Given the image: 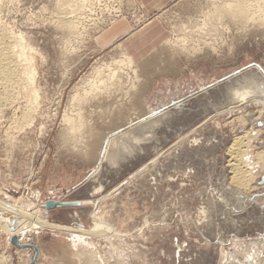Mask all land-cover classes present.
<instances>
[{"label":"rangeland","instance_id":"obj_1","mask_svg":"<svg viewBox=\"0 0 264 264\" xmlns=\"http://www.w3.org/2000/svg\"><path fill=\"white\" fill-rule=\"evenodd\" d=\"M57 2L0 0V27L23 39L41 95L35 103L11 91L14 99L0 101V202L88 230L93 219L78 209L93 207L90 199L55 211L41 205L103 191L94 216L107 214L123 236L83 240L24 220L13 232L4 223L20 216L0 206V264H30L32 244L36 264H92L90 255L101 264H264V168L250 186L237 185L228 150L248 131L259 132L253 154L264 150V14L219 17L231 0H175L154 16L136 0H90L70 29ZM153 17L169 36L146 61L98 41L108 26L123 22L133 34ZM29 105L32 124L23 116ZM79 122L87 125L73 144Z\"/></svg>","mask_w":264,"mask_h":264},{"label":"bare ground","instance_id":"obj_2","mask_svg":"<svg viewBox=\"0 0 264 264\" xmlns=\"http://www.w3.org/2000/svg\"><path fill=\"white\" fill-rule=\"evenodd\" d=\"M88 5H90V0H58L57 8L60 9L61 12L65 14L64 18H62V21L60 20L61 21L60 23H62L63 25H65L67 28H70V29H74L75 27L77 28L79 22L83 18L82 10H84L86 7H88ZM220 7L217 8L218 11H220ZM72 13H73V15H72ZM68 14H71L72 16H69ZM251 14H253L254 16L264 14V0H231V2H227L226 4H224V8L221 10L219 17H222L224 15V17L230 16L231 18L236 19V20L249 22L253 18V16L251 17ZM66 15H68V16H66ZM3 26H1V27H3ZM1 27H0V99H1L0 101H2V98L6 99L8 102L11 101L10 98L14 97V96L10 97V95H11L10 93L12 91L13 93L16 94V96L18 95V97H19V95L24 94L26 96V98L29 100L28 102H30V101H34L35 103L40 102V99H41L40 98L41 97L40 91L37 88V85H35L38 72H37V68L34 64L33 57L28 55L27 47H26L23 39L20 37V35L19 36L15 35V34L11 33L10 31H8L7 29H4L6 27H4V28H1ZM127 60H128V63L130 64L133 59H132V57H128ZM115 74L116 73H114L113 76ZM133 86H135V85L133 84ZM123 87H125L127 89L126 85L125 86L123 85ZM8 88H10V89H8ZM14 88H15V90H14ZM96 88L98 90V87H96ZM129 89H131V88H129ZM4 91H6L5 95L3 94ZM121 91H122V89H121ZM91 93H92V90H90V91L85 90V95H89ZM126 93H124V94H126ZM96 96H97V94H96ZM6 100H3V101L7 102ZM12 101H14V100H12ZM4 104L5 103H3V105ZM25 105L27 107V104H25ZM28 107H29V109L27 108L26 111H24L23 116L25 115L26 119H28L30 117L28 123L32 124L33 120L35 119L32 117H33V114L35 113L34 110H36V109H35L34 105H29ZM78 121L83 122L84 120L79 119ZM82 122H79V123H81L80 125L75 124V123H74V125H72L71 136L68 135L69 139L72 142H73V140L75 141V139H77V137L79 135V134H77V131L75 129H77V130L79 129V131H80V129L84 127V126L81 127V125H85V126L87 125V124H82ZM258 133H259L258 131H255V132L254 131H248V132H246V134L244 133L245 135H242V136L239 135V137L238 136L235 137L236 138L235 141H233L232 145L228 149L232 158L234 160L236 159V161H235L236 163H234V165H232L233 166L232 167L233 174L231 177V178H233L232 180L236 182V184L238 182V184L241 183L245 186H250V183L252 182L254 177H256L255 173L259 170L257 167L261 166V168H264V150L263 151L260 150V151L256 152L255 154H253V152L251 151V143H252L253 139L257 137ZM113 141H115V140L111 139L109 141L108 145L106 146L103 159H106L107 156L111 153L112 150L110 149V146L112 145ZM76 142H75V144H77L79 146L83 145V147H82L84 149V150H82L83 154L89 153L90 148L92 146L89 147V145H86L83 143L79 144L80 141H76ZM73 144H74V142H73ZM93 145H95V144H93ZM78 148H80V150H81V147H78ZM82 151L80 153H82ZM92 152L93 151H91L90 154H92ZM9 197H11V195H9ZM51 200H53V199H51ZM12 201H14V200H12ZM17 202H19V201H17ZM57 202H59V201H57ZM45 203H43L41 205L43 209H45L43 206ZM82 203H84V202H82ZM85 203H87V202H85ZM14 204L12 202L11 203L8 202L7 204L0 202V206L5 212H8V213L10 212V213L16 214L18 217L20 216L19 218H14L12 220L9 219V220H6V222L4 221L5 222L4 224H6V225L8 223L9 224L11 223L9 226L11 227V230L13 232L16 230V225L21 220H24V221H27L29 223H32L36 227H39L38 231L42 230L43 228L44 229L49 228V229L60 230V231H69V232L71 231V232L76 234L75 236H77L78 238L82 237L83 239H85V238L89 239L90 236H92L94 238L95 236H98V235L99 236H105V237H112V238H114L113 236H119V237L123 236V234L120 231H118V229L115 226H113L112 229L108 231L106 229L107 221L102 219L101 217L97 218L95 216V220H94L100 226H95L92 223V225H90V229L87 228L88 230L82 229V228H80V229L74 228L73 229V228H70L68 226H62V225L54 224V223L50 222L49 218L45 219L46 221L41 219V218H37L38 216L35 217L36 215L34 216V214H32L31 212L28 211V209H26V210L18 209L15 207ZM94 204L96 205L97 202H95ZM54 209H56V208H54ZM95 209H96V206L94 207L93 212L91 214L92 218L94 217ZM50 210H53V209H50ZM0 223H2V222L0 221ZM98 227L100 229H98ZM97 232H100V233H97ZM77 249H79V248H77ZM94 250H96V249H94ZM98 256H100V255H98ZM99 259L100 258H95V256L90 255L88 258V261L92 264H101Z\"/></svg>","mask_w":264,"mask_h":264},{"label":"crops","instance_id":"obj_3","mask_svg":"<svg viewBox=\"0 0 264 264\" xmlns=\"http://www.w3.org/2000/svg\"><path fill=\"white\" fill-rule=\"evenodd\" d=\"M174 1L175 0H136V3L139 5V7L142 8V10L144 11L145 14L154 16L155 14H158L159 12H161L164 8L169 6ZM152 20L153 21L150 22L147 26H144L142 29L138 30L137 32H135L133 34L129 33L130 30H129V28H126V26L122 27V25L124 24L123 22H119L118 24H116L114 26L113 25L108 26L107 29H105V32L104 31L100 32V34L98 35V41H99L100 45L103 47H109V46H113L115 44H117V45L122 44L123 48L126 49L128 51V53H130L134 57V59H136V61H140V62L146 61L150 58V55L155 51V49L160 47L166 41L167 37L169 36V32L165 28L163 22L158 19V17H153ZM127 22L130 23L128 20H127ZM152 23H153V25L150 28H146ZM88 174L90 175V173H88ZM86 179H87V177L84 178L83 181H85ZM90 179L92 180L93 178H90ZM90 179H89V181H90ZM83 181L80 180L74 187H76L78 184H81ZM89 185H91V187L93 186L92 184H89ZM99 185H101V184H99ZM94 187H92V188H94ZM68 190H72V189H68ZM92 191H93V189H91V191H89V193H87V194L82 192V195H81V193L79 194V192L76 193L77 191L74 192V198H75L74 200L85 201V199H88V201H90V200L93 201L92 202L93 207H90L88 209V211H87V209H83V208L78 209L79 211L82 212V214L85 217L89 216L90 218H91V214H92L93 209H94L95 201L100 199V201L102 203L105 202L104 197H102L103 195H101V193L103 191L100 193H93ZM61 196L62 195L57 193V195L51 196V197L58 199ZM75 209H72V210L69 209V211H68L69 217L72 218V219L66 218L69 220V222L71 220L73 223L76 222L75 219L77 217V214H76ZM96 210H99V212L101 211V209H97V207H96L95 211ZM53 211H55V210H53ZM107 217H108L107 214H105L103 219L105 218L104 220L107 221ZM92 219H93L92 223L95 226H100L99 224H97L94 221L95 216ZM106 225H107L106 229L108 231L111 230L112 227L114 226V225L110 224L109 222H107ZM98 229H100V228L98 227ZM97 233H100V232H97ZM103 239L106 241L107 237H104ZM53 241L56 242L57 240H54V238H53L52 242Z\"/></svg>","mask_w":264,"mask_h":264},{"label":"water","instance_id":"obj_4","mask_svg":"<svg viewBox=\"0 0 264 264\" xmlns=\"http://www.w3.org/2000/svg\"><path fill=\"white\" fill-rule=\"evenodd\" d=\"M175 103V102H174ZM173 103V104H174ZM84 203H82L81 201H77V200H68V201H62V202H57L56 200H47L46 203L43 205L44 208L46 210H50V209H54V208H64V207H81ZM18 238L17 236L13 237V242H15L16 244H18ZM30 245V244H29ZM32 247L35 249L36 251V256L34 258V260L30 263V264H35L36 263V259H37V254L39 252L38 248L36 246H34L32 244Z\"/></svg>","mask_w":264,"mask_h":264}]
</instances>
